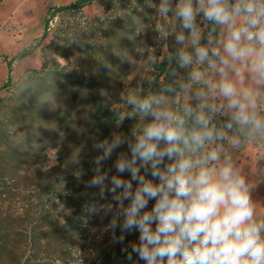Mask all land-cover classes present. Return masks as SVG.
<instances>
[{
  "label": "clouds",
  "instance_id": "1",
  "mask_svg": "<svg viewBox=\"0 0 264 264\" xmlns=\"http://www.w3.org/2000/svg\"><path fill=\"white\" fill-rule=\"evenodd\" d=\"M150 6L161 20L172 17L156 31L163 39L174 34L175 61L186 75L172 69L173 79L162 77L160 89L146 94L126 88L121 99L131 111L120 118L139 123L131 138L95 145L101 155L89 186L110 192L115 203L93 210L112 215L104 230L114 241L123 240L117 227L139 232L131 250L144 264H264V213L234 158L244 147L264 146V0ZM125 143L130 155L121 153L114 167L131 178L114 174L109 187L100 165Z\"/></svg>",
  "mask_w": 264,
  "mask_h": 264
},
{
  "label": "rangeland",
  "instance_id": "2",
  "mask_svg": "<svg viewBox=\"0 0 264 264\" xmlns=\"http://www.w3.org/2000/svg\"><path fill=\"white\" fill-rule=\"evenodd\" d=\"M78 1L83 0H3L0 3V105L20 81L42 69L46 61L50 66L54 58L60 64L55 68L61 70L60 76L65 78L71 93L69 100L76 95V103L81 105L82 112L88 114V105L83 106L81 103L83 93L95 90L92 84L97 80L94 79L93 72L100 67L107 82L103 96L116 95L120 98L112 106L118 119L106 124V137L123 135L130 138L131 130L139 118H120L123 112L131 111L130 108H125L121 99L126 88H141L145 94L149 90L158 91L162 77L165 82L173 79L171 73L167 72L170 67L179 75H186L187 70L181 69L176 61H172L178 47L174 34L163 39L156 31L164 23L171 25L173 19L169 16L166 20H161L156 15L150 4H158L159 0H86L80 9H64ZM175 3L176 0H173V5ZM176 27L179 28L178 22ZM126 55L133 57V63L125 58ZM151 60L158 62L152 64ZM121 61L127 65L125 72L117 71V64ZM45 72L42 71L40 76H45ZM123 73L125 75L122 82H116L113 75L123 76ZM129 76L132 79L126 85L125 79ZM80 117L82 118L76 127L78 131L70 135L71 140L66 145L45 150V167L58 164L62 153L71 159L80 156L81 150L75 149L79 139L74 142L73 137L94 130L88 124V117L84 114ZM24 131L25 129L19 132ZM64 149H67L66 154L62 152ZM128 154L130 155L129 152ZM234 158L246 177L255 184L252 199L264 213V146L255 144L244 147L234 153ZM115 161L113 167L112 161L110 167L104 165L106 168L103 172L107 175L112 172L116 174ZM32 174L33 166L24 165L17 175L19 182L26 183V178L30 181ZM148 178L151 179L150 173ZM135 186L134 181V188ZM34 194L32 189H23L13 202L2 203L3 211L25 212L30 208L34 209L35 206L27 201ZM154 204L155 200H149L148 209ZM102 205L96 204L94 207L100 208ZM93 208L85 209L76 220L77 226L73 234L69 231L73 228V206L64 203L54 210L52 220L49 221L64 225L65 233L48 243L43 241L38 249L39 257L51 258L57 264H81V261L82 264H105L102 252L108 246L122 253L132 251L131 244L138 243L139 232L134 229L121 233L117 227L115 236L119 238L123 235V240L114 241L112 231L104 230L112 215H104L102 210L94 211ZM41 222L44 223L45 220ZM9 241L18 246L22 243L13 233ZM21 246L19 249L25 250ZM74 250L76 256H73ZM13 259L12 253L7 251L3 258L0 257V264H15ZM111 264L122 263L117 260Z\"/></svg>",
  "mask_w": 264,
  "mask_h": 264
},
{
  "label": "trees",
  "instance_id": "3",
  "mask_svg": "<svg viewBox=\"0 0 264 264\" xmlns=\"http://www.w3.org/2000/svg\"><path fill=\"white\" fill-rule=\"evenodd\" d=\"M2 1L0 0V3ZM85 1L75 2L64 9H80ZM51 61L50 66L46 61L42 69L20 81L0 105V257L3 258L4 253L9 251L14 257L15 264H57L51 258L39 257L38 249L43 241L48 243L65 233L64 225L49 221L52 220L53 211L61 204L69 203L74 208L73 228L69 229L73 234L77 226L76 220L82 216L85 209H91L96 204L115 203L110 192L105 191L101 196L99 187L89 186V181L96 174L95 161L97 156L101 155V150L95 145L105 139L111 141V137H106L105 126L109 121L118 119L112 106L120 98L116 95L103 96L107 82L98 67L93 72L94 79L97 80L92 84L95 90H90L87 94L83 93L81 103L89 107L88 114H85L81 105L76 103V95L69 100L71 93L66 86L65 78L60 76L61 70L55 68L60 66L59 62L54 58ZM172 61H175V57ZM126 66V63L121 61L117 64V71L125 72ZM172 69V67L168 68L167 72L171 73ZM42 71H46L45 76H40ZM124 75L125 73L123 76L113 75V78L116 82H122ZM81 82L83 83L82 79ZM82 114L88 117V124L94 130L73 137L74 142L79 139L75 149L81 150L80 156L71 159L62 153L58 164L45 167V150L49 147L66 145V142L71 140L70 135L77 133L76 127ZM137 123L139 120L135 125ZM23 129L25 131L20 133L19 131ZM62 152L66 154L67 149ZM128 152L126 143L116 148L110 158L102 161L101 171L105 170L104 165L110 167L111 161L113 167V161L117 160L121 153ZM24 165L33 166V174L31 180L26 178V183L23 184L19 182L17 175ZM114 174V172L109 174L105 181L109 187L111 176ZM116 174L122 175L124 179L131 178L127 172ZM26 188L35 192L31 198L27 197V201L35 208L25 212L19 210L4 212L2 203L13 202ZM127 203L128 201H125V204ZM152 207L153 205L149 208ZM41 220L45 222L42 223ZM12 233L22 241L19 246L10 244ZM21 245L25 250L19 249ZM102 254L105 264L117 260L122 264H144V261L132 251L122 253L108 246L103 249Z\"/></svg>",
  "mask_w": 264,
  "mask_h": 264
}]
</instances>
